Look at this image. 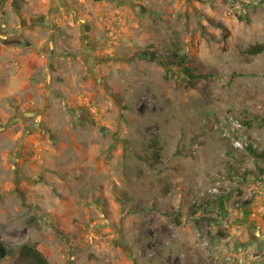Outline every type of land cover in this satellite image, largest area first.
I'll return each instance as SVG.
<instances>
[{"label":"rangeland","instance_id":"1","mask_svg":"<svg viewBox=\"0 0 264 264\" xmlns=\"http://www.w3.org/2000/svg\"><path fill=\"white\" fill-rule=\"evenodd\" d=\"M0 24V264H264V0H0Z\"/></svg>","mask_w":264,"mask_h":264},{"label":"trees","instance_id":"2","mask_svg":"<svg viewBox=\"0 0 264 264\" xmlns=\"http://www.w3.org/2000/svg\"><path fill=\"white\" fill-rule=\"evenodd\" d=\"M15 9H17L16 6ZM263 51L264 43H259L251 46L247 50V53L250 55H257ZM175 54L176 57L182 59L183 55L179 50L175 52ZM249 151L254 157L264 161V150L258 153L250 147ZM260 171L264 174L263 168H260ZM15 248L16 247L14 246L0 242V259L6 258L7 256L11 255ZM16 261L18 264H49L47 258L43 255V253L36 246L29 243H23L18 247V255Z\"/></svg>","mask_w":264,"mask_h":264},{"label":"crops","instance_id":"3","mask_svg":"<svg viewBox=\"0 0 264 264\" xmlns=\"http://www.w3.org/2000/svg\"><path fill=\"white\" fill-rule=\"evenodd\" d=\"M13 2V0H11V3ZM31 23L28 25V26H25V27H20L19 25L13 29V30H10V33L8 36L6 37H10L12 39H14V37L12 36H17L18 38H20V41L21 39H24V38H31L33 40L34 43H38L40 42L37 35V25L35 24H32L33 26H30ZM3 24H0V34H3ZM15 34V35H14ZM21 36V37H19ZM1 38H4L3 35H0ZM24 44V41L22 40L21 42L17 43L16 44V49H18V52L21 51L20 48L21 46H23ZM2 47V46H1ZM5 47V46H4ZM17 78H12L10 80V84L12 83V88H11V95L13 96L14 94H16L18 92V90H20L21 88L24 87V84L21 85V83H19V78L16 80ZM19 83V84H18Z\"/></svg>","mask_w":264,"mask_h":264},{"label":"flooded vegetation","instance_id":"4","mask_svg":"<svg viewBox=\"0 0 264 264\" xmlns=\"http://www.w3.org/2000/svg\"><path fill=\"white\" fill-rule=\"evenodd\" d=\"M6 37V36H5ZM12 39V38H11ZM46 104H47V102H46ZM38 124L37 123H33L32 124V126H37Z\"/></svg>","mask_w":264,"mask_h":264}]
</instances>
